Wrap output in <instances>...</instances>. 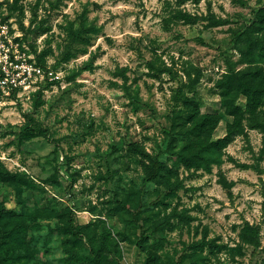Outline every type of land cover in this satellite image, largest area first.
<instances>
[{
  "label": "rangeland",
  "instance_id": "rangeland-1",
  "mask_svg": "<svg viewBox=\"0 0 264 264\" xmlns=\"http://www.w3.org/2000/svg\"><path fill=\"white\" fill-rule=\"evenodd\" d=\"M0 23L53 71L0 99V264H264V0H0Z\"/></svg>",
  "mask_w": 264,
  "mask_h": 264
},
{
  "label": "built area",
  "instance_id": "built-area-1",
  "mask_svg": "<svg viewBox=\"0 0 264 264\" xmlns=\"http://www.w3.org/2000/svg\"><path fill=\"white\" fill-rule=\"evenodd\" d=\"M8 34V26L0 23V99L36 92L44 82L53 80L52 70L44 69L18 45H9Z\"/></svg>",
  "mask_w": 264,
  "mask_h": 264
},
{
  "label": "trees",
  "instance_id": "trees-1",
  "mask_svg": "<svg viewBox=\"0 0 264 264\" xmlns=\"http://www.w3.org/2000/svg\"><path fill=\"white\" fill-rule=\"evenodd\" d=\"M242 85L245 88L246 95L248 96V100H249L248 101V112L252 116V118L254 119V121L256 123L255 127H257V128L260 127L261 129H264V120L262 118H260V114L257 112V109L259 107L258 106L259 102L262 98V94L261 95L259 94V96H257L258 93H261V92L256 91V90H258V88L255 87L256 85L253 82H251V80L244 81L242 83ZM232 91H233L232 86H230V85L227 86V90H226L225 95L231 94ZM256 92H257V94H256ZM236 110H238V109L236 108ZM235 113H236V111H235ZM26 133H28L29 135H44V136L46 135L45 130L37 129L32 124L28 125L26 127ZM156 173L157 172L154 171L152 174L149 175L151 181L154 180L155 177L157 176ZM68 229L71 231V233L74 236H79L81 234V231L76 224L74 213H71V215L69 216ZM258 238H259V235L257 236V240H256L257 246L259 245ZM103 253H104V250H100L99 252H97L95 255V261L99 262L101 260Z\"/></svg>",
  "mask_w": 264,
  "mask_h": 264
}]
</instances>
